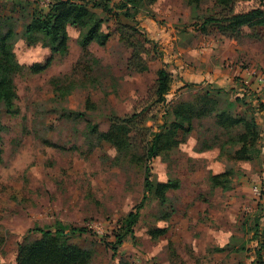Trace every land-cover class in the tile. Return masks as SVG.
I'll list each match as a JSON object with an SVG mask.
<instances>
[{
	"label": "rangeland",
	"instance_id": "1",
	"mask_svg": "<svg viewBox=\"0 0 264 264\" xmlns=\"http://www.w3.org/2000/svg\"><path fill=\"white\" fill-rule=\"evenodd\" d=\"M12 1L0 0L5 13ZM30 1L43 8L49 2ZM259 5L260 0L240 1L235 12ZM225 13L214 0L197 7L188 0H157L142 10L140 27L153 41L149 68L142 72L128 66L130 50L114 20L106 45L93 42L86 50L77 42L79 30L70 27L68 52L53 54L50 63L49 47L19 39L18 97L12 110L0 104V264H17L19 245L30 230L57 221L87 228L74 240L93 250L89 264L263 263V134L262 153L253 160L233 158L231 146L225 154L217 146L203 149L205 141L218 145L229 136L212 116L195 119L191 132L179 130V145L154 160L155 178L177 179L180 186L170 189L165 201L150 194L134 234L116 250L111 245L145 193V175L141 164L119 158L98 134L110 129L112 116L127 117L148 105L154 119L146 124L152 132L158 128L164 112L153 94L159 69L172 74L170 101L192 100L209 84L221 87L216 80L189 81V76H231L224 88L240 99L235 111L251 112L264 131V25L244 26L235 37L216 24L205 25L207 16ZM37 63L47 65L34 71ZM225 170H232L230 187L212 186L211 175Z\"/></svg>",
	"mask_w": 264,
	"mask_h": 264
},
{
	"label": "trees",
	"instance_id": "2",
	"mask_svg": "<svg viewBox=\"0 0 264 264\" xmlns=\"http://www.w3.org/2000/svg\"><path fill=\"white\" fill-rule=\"evenodd\" d=\"M156 1L49 0L47 7L43 8L36 6V1L13 0L9 13L4 12L5 4L2 7L0 3V104L12 110L18 97L15 76L20 71L21 63L15 45L21 38L28 44L42 42L49 47L51 55L47 58V63H50L53 54L68 52L70 27L79 30L77 42L86 50L93 42L106 45L112 36V31L107 27L109 21L114 20L120 40L130 50L128 66L136 72L146 71L149 68L147 56L150 55L153 41L140 27L138 15ZM202 1L188 0L193 7L199 6ZM214 1L226 9L227 13L220 17L207 16L205 25L216 24L222 33L232 37L240 34L244 26L256 28L264 25V0H260L258 7L243 12H235L238 3L253 0ZM32 4H35L33 8ZM20 20H23L21 30L17 27ZM46 65L37 63L31 67L34 71H41ZM171 82L172 74L169 70L161 68L157 71L153 94L157 103H163L164 112L163 122L154 132L146 124L154 119L151 116L153 110L148 105L127 117L112 116L110 129L98 134L99 140L108 142L117 149L119 158L129 156L130 161L141 164L145 175V193L140 203L126 215L121 232L117 233V240L111 242L115 250L124 244L129 234H134L135 225L150 194H156L165 201L167 192L180 186V180L177 179L158 181L154 176L153 164L157 157L179 145V130L191 132L195 119L212 116L223 133L229 134L228 139L218 145L205 141L203 149L217 146L221 154H225V149L231 146L232 157L237 160H253L262 153L261 125L250 111H235L240 99L230 98L228 89L209 84L211 88H204V92H200L202 88L198 89L192 100L170 101L167 100V94L171 89ZM3 129L0 117V162L3 160ZM231 174L232 170L212 174L211 185L228 189L230 186L226 184L229 181L227 177ZM33 231L39 234H32ZM87 231L85 227L70 226L61 221H57L53 227L38 226L30 230L25 241L19 245L17 264H89L93 259V250L74 240L77 235ZM261 257L259 251L260 261Z\"/></svg>",
	"mask_w": 264,
	"mask_h": 264
},
{
	"label": "crops",
	"instance_id": "3",
	"mask_svg": "<svg viewBox=\"0 0 264 264\" xmlns=\"http://www.w3.org/2000/svg\"><path fill=\"white\" fill-rule=\"evenodd\" d=\"M242 77L249 78V76H242ZM189 79H188L189 81H203L206 79L207 80H216V82L221 87H226L227 85H225V83L233 82V78H231V76H205V75L201 76V75H199V76H189ZM246 81L248 82L249 80H246ZM263 127H264V121H263ZM262 134H263V138H264V131L262 132ZM262 141L264 142V139Z\"/></svg>",
	"mask_w": 264,
	"mask_h": 264
},
{
	"label": "built area",
	"instance_id": "4",
	"mask_svg": "<svg viewBox=\"0 0 264 264\" xmlns=\"http://www.w3.org/2000/svg\"><path fill=\"white\" fill-rule=\"evenodd\" d=\"M255 192L256 193L260 192V188L258 186L255 187Z\"/></svg>",
	"mask_w": 264,
	"mask_h": 264
}]
</instances>
